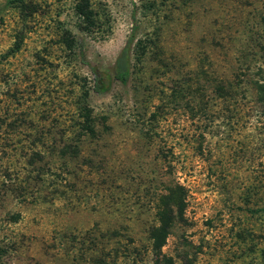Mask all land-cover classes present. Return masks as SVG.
Listing matches in <instances>:
<instances>
[{
  "label": "rangeland",
  "instance_id": "obj_1",
  "mask_svg": "<svg viewBox=\"0 0 264 264\" xmlns=\"http://www.w3.org/2000/svg\"><path fill=\"white\" fill-rule=\"evenodd\" d=\"M30 3L0 0V264H264V0Z\"/></svg>",
  "mask_w": 264,
  "mask_h": 264
},
{
  "label": "trees",
  "instance_id": "obj_2",
  "mask_svg": "<svg viewBox=\"0 0 264 264\" xmlns=\"http://www.w3.org/2000/svg\"><path fill=\"white\" fill-rule=\"evenodd\" d=\"M18 8L23 12H34L35 8L31 6L30 0H11ZM88 1H85V4L78 5V11L81 15L85 16L87 19L93 18L92 10L88 7ZM134 36L133 33L128 39L125 46L121 49L119 56L116 60L113 70L107 68L92 67L93 72V89L97 93H103L108 91L114 81H119L122 84L126 85L131 77L132 72V54L138 49V52H145L147 48V43H143L142 39H138L136 43V48H134ZM82 130L84 133L95 136L97 134L96 125L94 119L89 110L83 115ZM180 209H183V199L179 203ZM163 218V216H161ZM163 223L164 220H163ZM168 227L166 225H161L159 228H156L153 232V238L155 239V244L157 246H162L165 242L167 236Z\"/></svg>",
  "mask_w": 264,
  "mask_h": 264
}]
</instances>
